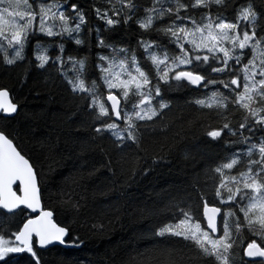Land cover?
Wrapping results in <instances>:
<instances>
[{
    "label": "snow or ice",
    "instance_id": "obj_1",
    "mask_svg": "<svg viewBox=\"0 0 264 264\" xmlns=\"http://www.w3.org/2000/svg\"><path fill=\"white\" fill-rule=\"evenodd\" d=\"M108 4L104 10L92 9L103 31L135 23L143 33L155 32L178 51L170 52L158 39L142 37L136 48L109 41L101 28L89 25L87 10L73 0H0V63L14 66L29 60L26 50L30 48L29 62L37 69L56 68L73 95L85 102L91 122L83 126L90 140H111L115 156L108 155L102 145L97 147L107 157L103 167L113 175L119 168L135 177L139 153L146 151L145 131H155L157 125L166 130L164 117L173 103L167 98L168 91L211 86L214 90L188 101L219 121L217 128L205 132L208 144L229 136L233 139L226 147H245L218 158L203 173L197 172L192 177L196 197L183 194L170 200L168 207L176 209L173 222L153 234L162 240L181 238L196 250L203 264H236L234 246L242 229L264 241V5L257 6L254 0H151L143 8L138 0H108ZM141 8L143 15L138 16ZM229 9L234 21L224 15ZM196 10H202L199 19ZM93 33L95 47L101 50L95 53L99 83L96 78L89 82ZM67 41L78 49L87 46V53L65 58ZM50 46L57 49L55 56L49 54ZM146 63L151 65L148 70ZM68 65L71 77L65 70ZM102 89L107 90L106 99ZM18 108L9 91L0 89V114L8 118ZM86 150L87 142H81V151ZM164 159H154L153 164ZM150 171L146 168L142 174L147 176ZM62 203L80 210L71 193H62ZM3 218H19V223L15 230H0V264L25 260L26 264H42L38 249L66 245L71 232L54 219L53 210L45 208L40 173L31 158L0 131V222ZM91 227L102 230L104 225ZM77 241L72 246L79 247L78 237ZM152 251L166 253L171 264H177L173 253H180L181 258L183 253L168 245ZM243 256L250 259L241 258L240 264H264V246L253 239Z\"/></svg>",
    "mask_w": 264,
    "mask_h": 264
},
{
    "label": "trees",
    "instance_id": "obj_2",
    "mask_svg": "<svg viewBox=\"0 0 264 264\" xmlns=\"http://www.w3.org/2000/svg\"><path fill=\"white\" fill-rule=\"evenodd\" d=\"M73 2H78L87 10L89 25L101 28V34L109 41L136 48L137 40L142 37L158 39L167 45L170 52L178 51L155 32L143 33L135 23L121 25L113 32L103 31L104 25L96 19L92 9L109 8L108 0ZM138 2L142 8L151 5V0ZM239 2L245 3L246 0ZM254 3L257 6L264 5V0H254ZM142 8L138 16L143 15ZM201 12L195 11L197 19ZM188 14H193L192 10ZM224 15L229 21H234L232 9ZM40 39L47 41L48 38ZM95 43L93 33L89 82L96 78L99 83L95 53L101 50L95 47ZM65 49V58L69 54H86L88 50L87 46L78 49L71 41L65 43ZM137 51L140 54L141 50ZM56 54L57 49L52 46L51 55ZM26 55L30 60V48L26 50ZM29 60L14 66L0 63V89H8L13 101L19 106L15 116L0 117V131L13 139L20 151L35 164L40 173L45 208L54 211V219L61 226L71 229L67 242L73 245L78 242L77 237L81 242L79 247L38 249L42 264H171L166 253L152 251L164 245L183 249L182 258L180 253H173L177 264H203L196 258V250L181 238L168 237L162 240L153 233L163 224L173 222L176 209L168 207L170 200L183 194L196 197L192 177L197 172L203 173L204 168L214 165L218 158L245 147L240 144L226 147L233 139L229 136L219 143L208 144L210 138L206 137L205 132L217 128L219 121L215 115L199 111L188 101L214 89L211 86L207 89L189 86L168 91L167 98L173 103L171 111L164 117L166 130L161 131L157 125L155 131H145L146 151L139 153L135 177L127 170L122 173L119 168L113 175L103 167L107 157L100 153L97 145H102L108 155L115 156L116 153L110 139L90 140L88 130L83 126V122H91L85 102L73 95L67 81L56 68L47 66L37 69ZM144 67L148 70L151 65L146 63ZM65 70L71 77V66L68 65ZM102 91L106 99L107 90ZM235 119L239 120L240 114ZM85 141L87 150L82 152L81 142ZM185 152L189 154L187 159ZM159 157H164V161L154 165L153 160ZM146 168L151 169L147 176L142 174ZM93 169L96 171L93 172ZM201 179L204 177L201 176ZM62 193H71L73 200L79 201L78 212L62 203ZM63 198L67 199V195ZM18 223L19 218H3L0 230H15ZM94 223H102L103 229L93 230L91 226ZM201 223L206 228L205 220L202 219ZM253 239L264 246L260 236L253 235L246 228L242 229L234 246L236 264H240L241 258L244 261L250 259L243 256V251ZM140 254H144L143 258ZM21 264H26V260Z\"/></svg>",
    "mask_w": 264,
    "mask_h": 264
},
{
    "label": "water",
    "instance_id": "obj_3",
    "mask_svg": "<svg viewBox=\"0 0 264 264\" xmlns=\"http://www.w3.org/2000/svg\"><path fill=\"white\" fill-rule=\"evenodd\" d=\"M8 90V89H7ZM9 91V90H8ZM9 93H10V91H9ZM10 98H11V100H12V102H14L13 101V98H12V95H11V93H10ZM15 103V102H14ZM108 104H109V106H110V102H108ZM18 111H19V108H18ZM18 113V112H17ZM16 113V114H17ZM16 114H13V116H15ZM1 116H4L3 114H0V117ZM13 116H11V117H13ZM15 143V142H14ZM16 144V143H15ZM18 150H20L19 148H18ZM23 154V153H22ZM26 158H28V157H26ZM44 204V203H43ZM206 222V221H205ZM217 222H218V229H219V227H220V217H218L217 218ZM207 223V222H206ZM219 234V233H218ZM67 238L68 237H66L65 239H66V245H59V244H57V245H55V246H61V247H65V248H70V247H72V245L71 244H69L68 242H67ZM51 247H54V246H50L49 248H51ZM255 259H257V258H255Z\"/></svg>",
    "mask_w": 264,
    "mask_h": 264
},
{
    "label": "rangeland",
    "instance_id": "obj_4",
    "mask_svg": "<svg viewBox=\"0 0 264 264\" xmlns=\"http://www.w3.org/2000/svg\"><path fill=\"white\" fill-rule=\"evenodd\" d=\"M52 46L49 47V54L51 55ZM203 227V226H202Z\"/></svg>",
    "mask_w": 264,
    "mask_h": 264
}]
</instances>
